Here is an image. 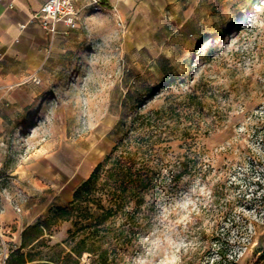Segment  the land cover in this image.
<instances>
[{
    "label": "rangeland",
    "instance_id": "rangeland-1",
    "mask_svg": "<svg viewBox=\"0 0 264 264\" xmlns=\"http://www.w3.org/2000/svg\"><path fill=\"white\" fill-rule=\"evenodd\" d=\"M110 9L63 37L36 107L2 132L0 213L18 214L29 200L65 205L134 112L165 107V141L151 158L163 191L146 195L142 229L117 264H264V0H232L189 46L133 32ZM62 143L78 156L98 153L84 176L68 189L59 174L44 189L19 178L29 156ZM70 227L59 222L47 243L68 246ZM20 232L0 227V264Z\"/></svg>",
    "mask_w": 264,
    "mask_h": 264
},
{
    "label": "crops",
    "instance_id": "crops-1",
    "mask_svg": "<svg viewBox=\"0 0 264 264\" xmlns=\"http://www.w3.org/2000/svg\"><path fill=\"white\" fill-rule=\"evenodd\" d=\"M44 1L12 0L13 6L10 7L11 0H0V144L3 140L2 132L5 129L11 131L29 106L30 109L36 107L34 103L37 100L33 98L47 88L45 84L40 83H45V78L55 71L50 67L49 59L58 52V43L70 32L51 37L36 23L30 22L31 14L38 10ZM105 1L108 4L106 9L93 12L87 8L86 0H75L76 6L80 8V23L76 29L89 18V14H98L113 8L112 11L121 21L131 22L133 32L149 29L151 34L163 38L161 44L170 43V39L176 38L178 43L189 46L202 36L204 27L214 19L216 13L228 10L232 0ZM58 28L64 30L62 25ZM32 78H37L39 83L33 82ZM77 154L62 143L57 153L45 150L39 156L31 155L19 178L26 181L29 187L38 186L44 189L46 185L42 180L55 179L59 174L61 187L65 189L84 176L94 162L88 155L82 157ZM2 157L4 151L0 145V159ZM72 167H75L74 173V169H70ZM18 169L14 173H17ZM36 201L29 200L23 204L18 214L7 206L0 213V227L14 225L22 230L31 224L36 216L53 205L43 207Z\"/></svg>",
    "mask_w": 264,
    "mask_h": 264
},
{
    "label": "trees",
    "instance_id": "trees-1",
    "mask_svg": "<svg viewBox=\"0 0 264 264\" xmlns=\"http://www.w3.org/2000/svg\"><path fill=\"white\" fill-rule=\"evenodd\" d=\"M167 113L165 107L134 112L109 152L73 190L71 200L49 207L24 227L4 264H80L85 253L90 264H117L142 229L139 213L146 195L163 191L162 169L151 158L165 141L160 128ZM63 221L71 224L68 246H50L45 236Z\"/></svg>",
    "mask_w": 264,
    "mask_h": 264
},
{
    "label": "built area",
    "instance_id": "built-area-1",
    "mask_svg": "<svg viewBox=\"0 0 264 264\" xmlns=\"http://www.w3.org/2000/svg\"><path fill=\"white\" fill-rule=\"evenodd\" d=\"M13 6V2L9 5ZM86 6L93 12H99L108 7L105 0H86ZM30 22L36 23L51 37L59 33H67L74 30L80 23V8L76 6L75 0H45L38 10L30 16ZM121 23V20H119ZM62 25L64 30H59L58 26ZM23 28L24 25H21ZM32 81L39 83L37 78H32ZM16 212H20L19 207L15 208Z\"/></svg>",
    "mask_w": 264,
    "mask_h": 264
},
{
    "label": "bare ground",
    "instance_id": "bare-ground-1",
    "mask_svg": "<svg viewBox=\"0 0 264 264\" xmlns=\"http://www.w3.org/2000/svg\"><path fill=\"white\" fill-rule=\"evenodd\" d=\"M137 45H138V47H141L140 44H137ZM97 155H98V153H96V154H95V153H92V155H90V158H91L92 160H95V158H96ZM92 160H91V161H92ZM65 189H68V187H66Z\"/></svg>",
    "mask_w": 264,
    "mask_h": 264
}]
</instances>
